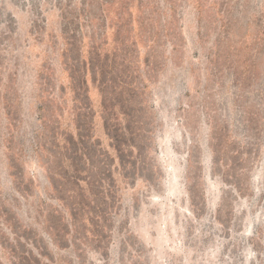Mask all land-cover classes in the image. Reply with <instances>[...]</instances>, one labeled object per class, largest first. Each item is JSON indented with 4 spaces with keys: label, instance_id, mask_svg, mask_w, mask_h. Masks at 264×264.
Returning a JSON list of instances; mask_svg holds the SVG:
<instances>
[{
    "label": "rangeland",
    "instance_id": "374dc122",
    "mask_svg": "<svg viewBox=\"0 0 264 264\" xmlns=\"http://www.w3.org/2000/svg\"><path fill=\"white\" fill-rule=\"evenodd\" d=\"M0 264H264V0H0Z\"/></svg>",
    "mask_w": 264,
    "mask_h": 264
}]
</instances>
